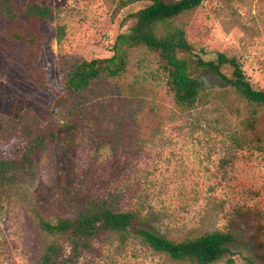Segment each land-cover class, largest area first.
<instances>
[{
    "label": "rangeland",
    "instance_id": "374dc122",
    "mask_svg": "<svg viewBox=\"0 0 264 264\" xmlns=\"http://www.w3.org/2000/svg\"><path fill=\"white\" fill-rule=\"evenodd\" d=\"M117 1L50 0L54 21L42 24L48 47L39 65L48 69L55 89H62V66L109 58L116 36L132 25L130 14L149 4L116 11ZM175 25L204 49L205 60L225 54L254 89L264 90V0H206ZM57 26L65 30L59 42ZM223 72L230 77L229 68ZM196 78L200 100L189 109L174 106L164 91L135 100L96 92L72 114L69 107L57 108L53 123L60 131L77 124L75 151L56 139L30 163L21 184L0 187V264L39 263L44 241L27 209L68 213L74 199L85 197L114 200L118 210L138 213L148 229L169 239L233 232L240 238L232 246L234 264L246 258L264 264V113L254 131H244L234 92L214 76ZM52 91L0 65V142L20 112L48 114ZM60 243L68 256L70 245ZM229 257L214 264H228ZM76 264L182 263L135 236L120 243L105 235Z\"/></svg>",
    "mask_w": 264,
    "mask_h": 264
},
{
    "label": "trees",
    "instance_id": "16d2710c",
    "mask_svg": "<svg viewBox=\"0 0 264 264\" xmlns=\"http://www.w3.org/2000/svg\"><path fill=\"white\" fill-rule=\"evenodd\" d=\"M140 1L118 0L115 10ZM147 1L148 5L130 14L132 25L116 36L109 58L76 59L62 66V89H55L49 84L48 69L39 65L48 47L42 24L54 21L50 0H0V65L22 72L43 90L55 89L48 114L26 109L5 127L0 142L2 189L21 184L30 163L56 139L74 153L77 124L60 131L53 123L54 111L69 107L72 114L96 92L111 91L135 100L146 93L158 97L164 91L174 106L189 109L200 100L202 85L196 74L203 73L218 78L234 92L242 110L237 115L240 127L244 131L256 129L259 115L264 113V90L254 89L242 67L225 54L205 60L204 49L190 44L185 29L175 25L179 17L195 11L206 0ZM56 33L59 42L64 27L57 26ZM225 67L230 77L223 72ZM26 213L44 241L38 264H76L84 252L92 251L94 241L105 235L116 236L120 243L135 236L150 250L177 263L214 264L229 255L228 264H234L232 246L240 241L233 232L219 230L169 239L148 229L138 213L120 211L114 200L107 199L76 198L68 213H44L35 207ZM61 241L70 245L66 257ZM245 264L255 262L246 258Z\"/></svg>",
    "mask_w": 264,
    "mask_h": 264
}]
</instances>
